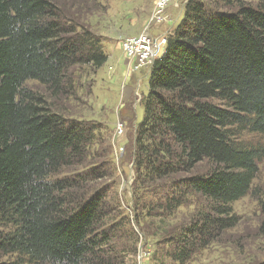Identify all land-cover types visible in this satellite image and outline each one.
Returning <instances> with one entry per match:
<instances>
[{
	"label": "trees",
	"instance_id": "obj_1",
	"mask_svg": "<svg viewBox=\"0 0 264 264\" xmlns=\"http://www.w3.org/2000/svg\"><path fill=\"white\" fill-rule=\"evenodd\" d=\"M249 1L188 0L150 70L130 157L133 216L153 254L178 264L239 223L233 203L264 158L238 136L264 135V2ZM62 20L52 0H0V264H120L138 250L137 232L105 227L106 191H71L93 169L52 179L82 162L100 127L59 115L26 82L57 95L71 68L108 60L99 38ZM205 160L206 173L191 172Z\"/></svg>",
	"mask_w": 264,
	"mask_h": 264
},
{
	"label": "rangeland",
	"instance_id": "obj_2",
	"mask_svg": "<svg viewBox=\"0 0 264 264\" xmlns=\"http://www.w3.org/2000/svg\"><path fill=\"white\" fill-rule=\"evenodd\" d=\"M52 1L64 19L62 22L69 28L77 25V32L93 33L108 57L100 68L89 65L71 68L72 84H66L63 92L57 95L36 80L26 82V87L43 95L59 115L100 127L82 162L62 167V172L53 175L52 179L90 173L93 169L87 181L81 180V186H75L71 191L82 193L84 183L93 191H106L114 216L104 222L105 227L119 225L116 230L119 234L123 230L137 232L140 241L137 254H124V263L120 264H178L170 258H159L153 254L155 241L145 238L133 216L135 166L134 156L130 158L135 146L133 138L143 118L142 101L148 92L152 64L163 54L166 44L162 45L151 63L134 69V59L125 50L122 40L139 37L145 32L158 39L167 37L182 18L188 0L164 3L161 21L154 19L159 0ZM249 2L260 4L264 0ZM238 136L251 145L264 146V135L243 131ZM211 167L205 160L191 172L206 173ZM259 168L251 192L233 203L239 223L187 264H258L264 260V158ZM197 205L181 207L177 220L187 218ZM123 241L130 246L129 241Z\"/></svg>",
	"mask_w": 264,
	"mask_h": 264
},
{
	"label": "built area",
	"instance_id": "obj_3",
	"mask_svg": "<svg viewBox=\"0 0 264 264\" xmlns=\"http://www.w3.org/2000/svg\"><path fill=\"white\" fill-rule=\"evenodd\" d=\"M164 3L167 5L169 0L158 1L157 12L154 16L155 21L163 20L165 10L161 9ZM166 42V35L158 39L149 32L142 33L139 37H127L122 40L125 50L129 53L130 57L134 59V69H139L144 64L151 63L158 55L162 45L166 44Z\"/></svg>",
	"mask_w": 264,
	"mask_h": 264
}]
</instances>
